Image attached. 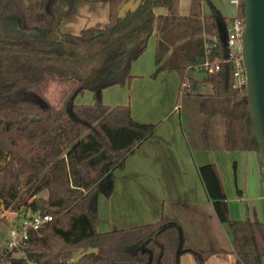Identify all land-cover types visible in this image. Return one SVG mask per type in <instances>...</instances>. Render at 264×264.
Instances as JSON below:
<instances>
[{"label":"trees","instance_id":"16d2710c","mask_svg":"<svg viewBox=\"0 0 264 264\" xmlns=\"http://www.w3.org/2000/svg\"><path fill=\"white\" fill-rule=\"evenodd\" d=\"M125 1L107 0L106 25L73 33L61 28L64 11L55 0L29 4L0 0V19L13 27L0 30V221L6 208L19 213L40 210L51 216L29 231L21 255L6 248L0 231V264H176L182 252L201 263L224 250L186 244L181 222L167 213L151 222L97 228L98 192H111L113 170L124 166L126 156L159 123L135 119L128 103H104L101 91L131 79L130 63L155 30L159 33L150 75L174 69L180 91L185 78L191 81L183 89L198 96L202 146L210 147L213 120L220 116L224 149L258 151L245 82L234 85V59L239 52L229 55L231 46L225 39L228 22L244 16L242 1L232 17L220 15L209 0H191L193 10L188 15L177 12L178 0H133L134 7L118 16ZM201 1L208 2L206 14L199 10ZM161 6L167 14L154 11ZM206 59L218 67L208 71L202 65ZM187 67L204 70L202 80L210 83L211 90L194 92L197 80L187 75ZM45 74L73 79V90H92L94 101L75 103L69 96L62 106L54 107L26 98L30 92L43 100L40 82ZM197 171L229 233L236 260L262 264L264 221L229 216L214 162L199 164Z\"/></svg>","mask_w":264,"mask_h":264},{"label":"crops","instance_id":"0c3cea01","mask_svg":"<svg viewBox=\"0 0 264 264\" xmlns=\"http://www.w3.org/2000/svg\"><path fill=\"white\" fill-rule=\"evenodd\" d=\"M23 1L25 4L30 3V0ZM55 1L64 11L61 25L66 23L64 20L66 10L72 11L80 4L85 3V0ZM209 1L220 15L226 17L235 15L239 2V0ZM176 8L180 15H188L193 10L191 0H178ZM105 10L108 20V2ZM199 10L201 14L208 13V2L201 1ZM154 11L162 15L168 13L167 8L163 6L154 8ZM158 33L156 30L151 33L153 39L152 42H149L147 51L144 49L131 61L130 73L133 74L132 78L125 84L114 83L104 87L101 91L104 103L110 105L128 103L135 119L159 123L152 135L143 140L126 156L124 166L113 170L111 192L108 195L102 194V196L97 194V228L103 230L104 228L111 229L151 222L157 220L162 213H167L175 215L181 222L186 244L202 248L224 249L221 252L213 253L201 263H197L189 252H182L178 256L179 264H245L242 261H237L235 254L231 251L232 244L229 233L214 212L198 174L197 166L205 162L216 164L228 199L231 218L238 219L248 216L254 220L264 221V207L261 209L252 206V216L249 215V212L245 213V211L240 212L238 209H232L219 164L217 161L206 159L207 151L214 149L223 156L228 155L227 152L229 151L240 152L239 155L246 151V153L250 152L252 164L257 166L261 178L263 169L260 166L257 152L254 150L224 149L222 147L223 127L218 145L213 146L210 143L209 148H204L200 143L192 145L184 130L178 104L175 102L173 105H167V108L155 104L158 102L156 98L160 93L167 91L174 94L178 92L177 85L180 83L179 74L174 69H165L158 72L156 76L149 77L155 67L154 50ZM234 45H236L237 50L238 44L234 43ZM196 80L203 81L202 78ZM141 85H144L142 92L137 95L135 93V97L128 95L127 91L130 87L136 86L138 89ZM197 101L198 96L196 95V105ZM134 104H136L138 113L134 112ZM168 107L169 111L165 112ZM152 109H156V111L154 112ZM158 109L164 112L160 113ZM175 113L178 117L174 116ZM234 163L237 170V160H234ZM224 172L228 180V169L225 168ZM260 181V187L257 188L258 193L253 197L254 199L264 198V182L262 179ZM249 191H251L250 187ZM237 193L240 200L251 198L248 195L247 185L239 187L237 184ZM243 212L247 215H244ZM100 222H103L101 225L103 229L99 227ZM262 264H264V256L262 257Z\"/></svg>","mask_w":264,"mask_h":264},{"label":"rangeland","instance_id":"374dc122","mask_svg":"<svg viewBox=\"0 0 264 264\" xmlns=\"http://www.w3.org/2000/svg\"><path fill=\"white\" fill-rule=\"evenodd\" d=\"M240 1L242 0H239V2ZM106 5H107L106 0H85V3L80 4L76 9L72 11L69 9L66 10L65 12L66 19L64 18L66 23H63L61 25L62 29L73 33H79L81 32L82 28L85 26L101 27L106 25L108 22L107 13H106L107 11L105 10ZM10 27H12V25L9 24L8 21H4L0 19V30H4L5 28L9 29ZM228 28L229 29L231 28V22H228ZM152 39L153 36L151 34L147 40L145 51H147V48L149 46L148 44L149 42H152ZM230 49H232V51H236V45L231 46ZM186 73L187 75H190V77L193 80L198 78L201 79L205 76V71L202 70L200 67H193V68L187 67ZM149 77L152 76L150 75ZM183 81L186 82L187 84L191 82L187 78H185ZM197 81H195L194 92L196 93L208 92L211 90L210 83L204 81H198V82ZM179 84L177 85V90H179L178 92H175L174 94H171V92H167V91L160 93L156 98L158 102H156L155 104L157 106L166 107L167 105H173L176 102L179 107L178 109L181 111L184 130L187 134L190 143L192 145L196 143L201 144L202 140L200 136V131L202 128V119L200 113L197 111L196 94H193L192 92L184 93V89H183L184 86L181 87V91H180ZM73 87H74L73 79H57L49 74H45L40 82V89H41V95L43 101L54 107L62 106L69 96L74 97L75 103H91L94 101L92 90L85 89L82 92L76 93L77 88L73 90ZM143 87L144 85H141V87H138V89L136 86H134L133 88L130 87L127 91L128 95L130 97H135V93L137 95L140 92H142ZM69 101L70 100H68L67 103ZM133 107L135 109L134 112L138 113L136 110L137 109L136 104H134ZM152 110H154V112L156 111V109H152ZM158 110L160 113L164 112L161 109ZM167 111H169V107L165 112ZM174 116H177V114L175 113ZM222 125H223L222 118L220 116H216L213 121V127L210 137V142L212 143L213 146H216L220 143ZM198 131H199V135H198ZM246 152L243 153L245 155H243L242 153L241 155H239L240 152L229 151L227 152L229 153L228 155L223 156L220 155L218 150L214 149L211 151H207L206 159L217 161V163L219 164L220 171L225 181V188L228 194L229 203L232 209L233 210L238 209L240 210V212L245 211V213L249 212V215L252 216L253 213L252 206H256L257 208H261V209H263L264 207V198L261 199L253 198L258 193L257 188L260 187V182H261L260 180L262 179L264 182V169H263V164L260 165L263 169L262 171L263 173H261L262 176L260 178L259 172L257 170V166H255V164L254 165L252 164L251 153L250 152L246 153ZM256 152L257 155L259 156L258 151ZM226 160L227 162H225ZM234 160H237L238 162L237 170L235 169ZM225 168L228 169V180L225 176V172H224ZM237 184H239V187H244L245 185H247L248 195H250L251 198L240 200L237 193ZM249 187L251 188V191H249ZM102 194L104 195L103 192L101 191L98 192V196L100 195L102 196ZM15 211L17 210H12L10 208L1 210V215L3 216V218L0 221V231H1V241L4 245H5V240L9 235V231H8L9 226L11 225V222L14 220V217L16 216ZM245 213L244 215H247ZM102 224L103 222H100L99 224L100 229H103L101 226ZM104 229H110V228H104ZM78 253L79 252L75 254ZM14 254L20 255L22 254V252L16 251L14 252Z\"/></svg>","mask_w":264,"mask_h":264},{"label":"water","instance_id":"95a60500","mask_svg":"<svg viewBox=\"0 0 264 264\" xmlns=\"http://www.w3.org/2000/svg\"><path fill=\"white\" fill-rule=\"evenodd\" d=\"M242 4L244 16L240 34V52L245 71V88L253 134L264 169V0H242ZM134 5L133 0L125 1L119 7L117 15L121 16L125 10L133 8ZM24 96L44 103L36 94L26 92ZM176 264H179L178 256Z\"/></svg>","mask_w":264,"mask_h":264},{"label":"built area","instance_id":"2783aa9c","mask_svg":"<svg viewBox=\"0 0 264 264\" xmlns=\"http://www.w3.org/2000/svg\"><path fill=\"white\" fill-rule=\"evenodd\" d=\"M243 28L242 20L235 19L231 23V28L228 29V34L226 36L227 44L233 46L234 43L238 44L237 55L234 59L235 68L233 70L234 85H240L245 82V71L242 63L241 52H240V34ZM233 52L229 51V55ZM202 65L207 68L208 71H212L218 66L210 65L209 61L206 59ZM182 86L188 85L186 82L181 83ZM16 212L14 220L9 226V235L5 240V246L8 250L21 251L24 254V248L27 246V239L29 237V231L39 228L42 224L51 219L49 214L42 213L40 210H27L25 213ZM21 255V254H20ZM29 264H32L29 262Z\"/></svg>","mask_w":264,"mask_h":264}]
</instances>
